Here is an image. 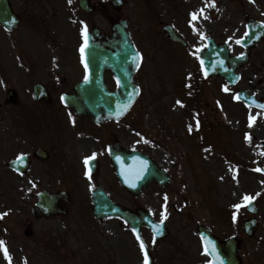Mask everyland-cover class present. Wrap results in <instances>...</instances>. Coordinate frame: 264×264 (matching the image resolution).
Segmentation results:
<instances>
[{"label": "rangeland", "instance_id": "rangeland-1", "mask_svg": "<svg viewBox=\"0 0 264 264\" xmlns=\"http://www.w3.org/2000/svg\"><path fill=\"white\" fill-rule=\"evenodd\" d=\"M127 1L128 5L121 11H115L111 0H92L97 7L96 13L79 15L75 12L74 29L68 24L70 22L67 17L70 15L64 12V0H59L57 4L55 0H50L49 10L51 14H57L54 21L58 27L61 26L58 33L63 37L65 44H77L78 26L81 34L85 25L87 29L97 27L104 33L111 34L113 22L128 18L133 32L136 33V41L146 54V62L137 77L143 87V95L122 126L107 127H137L132 134L133 140L137 138L139 144L155 157L161 167L169 168L171 171L173 181L168 190L150 187L137 201L138 208L148 210L156 221L162 219L164 215L168 217L169 238L155 245L150 232L144 231L146 242L160 260L161 257L169 256V264H204L196 232L197 226L206 225L212 230L214 226L217 235L229 236L236 232L229 220L230 214L231 220H234V213L228 208H234L238 203L243 205L245 195L252 196L262 208L259 222L262 230L259 235L262 234L264 179L244 176L238 163L247 175H253L249 163L253 167L264 168V114L255 118V111H250L254 129L248 140L249 131L253 126L249 120L248 107L233 97L230 99L224 96L227 85L223 84L221 90L218 87V81L222 80L218 79L216 82L206 79L199 60L191 52L163 42L158 44L156 52L151 44L154 36L151 35L153 38L149 41L148 34L142 32L153 26L154 17L152 19L147 17L148 12L143 0ZM220 2L225 5V0ZM220 7L219 4L211 6L212 10L206 15L208 17L206 20L199 12H195L198 14L196 20H193L192 16L189 17L190 24L186 31L190 41L194 42L189 49L194 44H201L202 37L214 33L220 32L219 37L223 41L231 37L230 42L233 46L234 40L237 41L242 36L236 28L232 29L227 25V22H231L230 18L227 15L223 16ZM161 8L165 6L161 5ZM233 24L239 27V21ZM218 26L221 27L219 32L215 30ZM59 39L61 40L60 37ZM15 65L18 75L24 76L21 73L23 63L19 64L17 60ZM17 82L18 79L9 78L7 87ZM242 87L257 88L251 93L264 98V48L259 52L257 61L245 72ZM226 93L233 96L231 90ZM177 101H181L180 106ZM51 117L42 119L41 116H31L28 121L32 118V127H40L41 124V127H55ZM236 119L239 123L235 122ZM13 120H18L19 123L21 118L2 114L0 127H13ZM189 125L193 131L186 132ZM207 144L213 151V157L209 154V160L214 158L212 163L207 162L208 159L203 160L201 156L203 149L207 148L203 145ZM227 159L234 162L229 168L232 175H227L226 170L222 169L221 173L214 176L216 170L222 168ZM255 173L260 175L261 172L255 170ZM4 175L7 176L8 172L3 170L1 163L0 177ZM77 181L80 182L79 179ZM2 184L0 235L3 233L8 239L6 247L11 264H110L105 260L107 249L112 255L113 264H140L141 256L131 237L130 229L116 220L96 222L90 210L83 207L87 206V203L82 196L86 198L87 192L78 191L75 183L71 186L76 191L73 192L75 196L70 194L71 204L68 213L65 216L40 221L34 220L30 212L35 202V194L19 195L17 192L6 190L4 182ZM124 201L130 208L135 209L128 197L124 196ZM243 212L246 213L245 208ZM29 223L34 229L31 238L24 235ZM237 228L240 229V225ZM240 239L248 245L251 242L252 249L249 250L252 256L256 257V262L264 258L263 250L257 247L259 244L256 241L247 240L243 233ZM165 249H168V255ZM0 264H9L2 249ZM250 264H255V259L251 260Z\"/></svg>", "mask_w": 264, "mask_h": 264}, {"label": "flooded vegetation", "instance_id": "flooded-vegetation-1", "mask_svg": "<svg viewBox=\"0 0 264 264\" xmlns=\"http://www.w3.org/2000/svg\"><path fill=\"white\" fill-rule=\"evenodd\" d=\"M9 4L14 14L4 12L3 15L11 16L5 22L10 30L0 23V83L15 74L17 55L23 63L24 76L12 87L21 96L18 105H2L0 99V113L21 116L19 127L17 124L0 127V164L8 172L7 176L0 177V185L4 182L6 190L28 196L36 188L59 192L72 189L75 183L79 190L89 189L86 196L89 204L92 192L98 189L122 204L121 196L115 191L122 189L113 168L112 154L120 153L123 160V153L134 147L129 127H32L31 123L25 127L28 115H66L81 119L62 104L61 98L74 93L75 86L84 81L86 70L81 45L57 42L56 27L48 11L49 0H9ZM13 17L19 21L15 28ZM168 17L173 23L177 20L171 12ZM256 55L252 53L250 63ZM241 71L242 80L245 68ZM107 79L109 87L114 89L112 77L107 75ZM93 153L95 159L85 165V157ZM21 155L29 163L24 174L18 172L21 165L9 166ZM89 169L91 179L86 174ZM260 242L264 244V236Z\"/></svg>", "mask_w": 264, "mask_h": 264}, {"label": "water", "instance_id": "water-1", "mask_svg": "<svg viewBox=\"0 0 264 264\" xmlns=\"http://www.w3.org/2000/svg\"><path fill=\"white\" fill-rule=\"evenodd\" d=\"M81 1L82 6H84V1ZM124 28H126L124 23L117 26L113 39L107 41H103L99 37V32L94 31L93 38L96 42L93 40L88 41L91 46L86 49L89 68L88 82H84L76 88L77 95L64 98L66 104L73 107L79 113L92 118L96 123H104L112 119H121L130 110L138 95L134 83V73L139 67L141 59L137 55L136 49L130 41L129 34L124 31ZM212 53L210 51L209 58H211ZM225 56H227L226 52ZM208 64L211 67L210 62ZM223 69L225 70V68ZM105 71H112L114 74L119 85L118 92L111 93L107 90L103 79V72ZM219 73L222 74L221 71ZM222 75L229 81L232 78L231 73L228 71ZM156 171V168L151 167L148 176L143 175V178L140 179H137L136 174L128 172V174L124 175L123 185L131 190L133 182L135 181L139 189H141L149 181L154 179L163 184L164 178L159 177ZM107 204L111 203L108 202ZM110 207L111 205L108 208L104 207L105 209H102L99 208V204H96L95 214L98 217L118 215L126 219L134 228H139L143 222L147 224L146 221L148 219L145 218L146 215L143 213L134 215L125 210L121 211L122 209L115 208V206L112 209ZM51 208L50 196L43 194L39 197L34 214L39 218L42 215H47ZM105 210L106 212H103ZM202 236L206 239L205 233H202ZM219 248H221L220 245ZM219 252V256L224 264H230L232 262L234 255L233 249L226 252L220 250ZM213 259L215 260V257Z\"/></svg>", "mask_w": 264, "mask_h": 264}, {"label": "snow or ice", "instance_id": "snow-or-ice-1", "mask_svg": "<svg viewBox=\"0 0 264 264\" xmlns=\"http://www.w3.org/2000/svg\"><path fill=\"white\" fill-rule=\"evenodd\" d=\"M71 2H72V0H69L70 4H71ZM205 3L208 4V0H205ZM210 6H212V7L215 6V0H211V5ZM203 12H204V9L203 8L200 9V13L202 14ZM191 15H192L193 20H196L198 18V14L195 13V12L192 13ZM204 18L207 19L208 17L205 16ZM194 30H195V28H194ZM83 35H84V45L80 49L82 57H84L85 51L88 48V34H87V26L86 25H85V29H84ZM236 42L237 43H242V41H240V40H237ZM241 55H243V54H241ZM203 63H204L203 60H201V65L202 66H203ZM84 66H85V69L87 70L88 69V63H87L86 60H85ZM205 74H207V73H205ZM85 82H88V76L87 75L85 76ZM224 90L228 91V87L225 86ZM236 98L239 99V95L238 94H237ZM177 103L180 104L181 101H177ZM260 107L264 108V105H260ZM197 127H199V121L198 120H197ZM191 130H192V126L189 125V131H191ZM248 138L250 139V136ZM95 157H96L95 153H93L89 157H85V159H84L85 165H88L89 161L90 160H94ZM23 159H24V157H23V155H21L19 157V160H20L21 163L23 162ZM117 159L119 160L120 157L117 156ZM140 164H141V167H140L139 171L136 173L137 179L143 178V173L146 170V162L140 161ZM256 171H261V169L258 168V169H256ZM86 174H88L89 175V179H91L90 169H89V172L86 173ZM132 186L135 187V184H133ZM165 200H167V196H165ZM243 200L245 202H247V203H251V201L253 200V197L250 196V195H245L243 197ZM234 207L237 210H239L242 207V205L238 203V204L234 205ZM165 212H166V208H165ZM166 218H167V216L164 215L163 219H166ZM163 219L161 220V224L163 223ZM233 219L234 220L236 219V215L235 214L233 216ZM153 227H154V229H156L157 232L160 231V225H153ZM133 232L136 233L137 239L140 241V248H141L142 251H144V264H149V256H148L147 251L145 250L146 249V245H145L144 241L141 239L139 232L135 228H133ZM202 239H204V238L202 237ZM153 243H155V240H153ZM0 249L3 250L5 257L9 260V264H11V257H10V255L8 253V249L6 247V242L3 241V240H0ZM204 253L206 255H210V256L215 257V260L209 261V264H217V262H218V264H224L223 260L219 256V253L217 252L216 245H215V243L212 240L204 239Z\"/></svg>", "mask_w": 264, "mask_h": 264}, {"label": "bare ground", "instance_id": "bare-ground-1", "mask_svg": "<svg viewBox=\"0 0 264 264\" xmlns=\"http://www.w3.org/2000/svg\"><path fill=\"white\" fill-rule=\"evenodd\" d=\"M209 154H210V156H212L213 157V152H209V153H205V154H203V160H206V159H208L209 160ZM210 160H211V158H210ZM229 169H227V171H228ZM217 174H219V172H216L215 174H214V176H216ZM222 189H223V187H222Z\"/></svg>", "mask_w": 264, "mask_h": 264}]
</instances>
